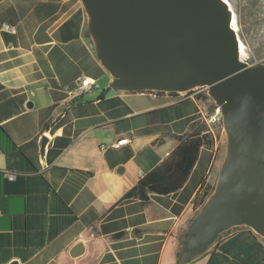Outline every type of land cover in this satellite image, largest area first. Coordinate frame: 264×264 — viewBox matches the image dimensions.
I'll use <instances>...</instances> for the list:
<instances>
[{
  "label": "crops",
  "instance_id": "1",
  "mask_svg": "<svg viewBox=\"0 0 264 264\" xmlns=\"http://www.w3.org/2000/svg\"><path fill=\"white\" fill-rule=\"evenodd\" d=\"M79 77L98 89L68 103L62 87ZM112 81L81 0H0V127L12 142L0 134V264H264V237L247 227L182 254L217 167L209 104ZM193 124L213 146L182 188L121 201ZM77 243L84 251L71 258Z\"/></svg>",
  "mask_w": 264,
  "mask_h": 264
},
{
  "label": "water",
  "instance_id": "2",
  "mask_svg": "<svg viewBox=\"0 0 264 264\" xmlns=\"http://www.w3.org/2000/svg\"><path fill=\"white\" fill-rule=\"evenodd\" d=\"M99 59L127 92L207 89L220 110L225 157L182 254L194 257L235 227L264 237V64L239 58L220 0H81ZM31 106V104H30ZM84 251L77 243L71 258ZM11 264H17L13 262Z\"/></svg>",
  "mask_w": 264,
  "mask_h": 264
},
{
  "label": "trees",
  "instance_id": "3",
  "mask_svg": "<svg viewBox=\"0 0 264 264\" xmlns=\"http://www.w3.org/2000/svg\"><path fill=\"white\" fill-rule=\"evenodd\" d=\"M203 96L206 99V96ZM196 97L203 99L197 95ZM211 108L213 111L214 107H212V105H209L210 113L212 112L210 111ZM195 125L196 124H193L191 126V131L187 135L177 137L178 146L174 149V151L158 166H156L151 171L147 172L143 177H141L136 183V185L122 197L121 201H126L128 199L135 198L139 199L143 203H147L149 202V197L151 195H168L171 193H175L182 188V186L187 181L190 172L197 160L200 149H208L212 148L213 146V140L210 133L208 132L207 127L205 125H201L199 128H195ZM202 131H206V133L202 134ZM0 134L6 139V141L10 145L12 144L10 138L2 130L1 127ZM0 148L3 149L1 144ZM17 175L18 174H16V176ZM212 191L213 187L210 188L209 191H204L200 202H202L204 198L210 195Z\"/></svg>",
  "mask_w": 264,
  "mask_h": 264
},
{
  "label": "rangeland",
  "instance_id": "4",
  "mask_svg": "<svg viewBox=\"0 0 264 264\" xmlns=\"http://www.w3.org/2000/svg\"><path fill=\"white\" fill-rule=\"evenodd\" d=\"M233 8L237 34L243 42L244 53L242 59L249 65L264 64V0H228ZM195 96L203 98L209 105L216 107L207 96V89L197 87L192 90ZM206 96V99L204 96ZM214 109V108H213ZM212 111V108L210 109ZM212 113V112H211ZM217 131L218 151L216 154V171L214 174L213 189L216 185L221 164L225 157V135L222 119L211 125Z\"/></svg>",
  "mask_w": 264,
  "mask_h": 264
},
{
  "label": "built area",
  "instance_id": "5",
  "mask_svg": "<svg viewBox=\"0 0 264 264\" xmlns=\"http://www.w3.org/2000/svg\"><path fill=\"white\" fill-rule=\"evenodd\" d=\"M3 28L7 32H13V30H14V28L12 26H9V25H4ZM62 89L66 94V101L68 103H71L75 99L97 90L98 84L93 79L86 78V77H79L73 81L72 88H68V87L64 86V87H62ZM192 93H193V91L192 92L191 91L180 92V93H176V94L180 97V100H185V99L192 97V95H191ZM220 118H221L220 110L216 106V107H214L212 113L208 117H206L205 123L207 125H213ZM123 142L124 141H119L117 143V145L122 144ZM8 177H9V179H14L15 174H10V175H8Z\"/></svg>",
  "mask_w": 264,
  "mask_h": 264
},
{
  "label": "bare ground",
  "instance_id": "6",
  "mask_svg": "<svg viewBox=\"0 0 264 264\" xmlns=\"http://www.w3.org/2000/svg\"><path fill=\"white\" fill-rule=\"evenodd\" d=\"M220 1H221V3H223V5L225 6V8L227 9L230 27L237 34V24H236L235 14H234V11H233V8H232L230 2L228 0H220ZM237 43H238V54H239V58H240L241 61L245 62L242 59V55L244 53L243 42L240 40V38L238 37V35H237Z\"/></svg>",
  "mask_w": 264,
  "mask_h": 264
}]
</instances>
